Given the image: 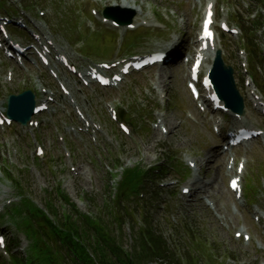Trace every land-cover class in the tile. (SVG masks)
I'll list each match as a JSON object with an SVG mask.
<instances>
[{
    "label": "rangeland",
    "instance_id": "374dc122",
    "mask_svg": "<svg viewBox=\"0 0 264 264\" xmlns=\"http://www.w3.org/2000/svg\"><path fill=\"white\" fill-rule=\"evenodd\" d=\"M7 2H16V0H6ZM32 10L29 11L32 17L46 21L49 28L57 35L60 40L67 45H73L77 50L83 51L82 46L77 44L76 36L80 33L84 35L87 28L85 27L86 11L95 3H106L115 0H25ZM123 2V0H118ZM130 3H137L138 7H143L145 17L151 20H157L155 15L163 16L172 31L166 33L150 32L152 36L140 38L136 43L133 54H143L154 50H165L177 37L185 41L184 46L192 47L191 38L195 35L196 15L199 11L194 10L195 3L193 0H127ZM251 1V0H248ZM90 3H93L90 5ZM53 9L51 16L40 18L39 12L45 8ZM105 7V5H104ZM26 10L23 4L18 5V10ZM236 8L233 7V9ZM70 21L75 24L72 28L67 23ZM76 26L79 30H76ZM97 30V29H95ZM124 33L120 34L118 47L112 48L113 54L107 58L91 57L95 61H113L126 56L125 53ZM229 43L230 49L225 50V59L227 64L234 67L236 71V81L238 87L242 79V71L239 69L242 62V55H237L235 43ZM117 44V43H116ZM264 48V39L261 42ZM12 68L17 72L16 81L12 89L20 92L24 88V81L29 85H38L39 80L45 78L44 84L49 87L47 80L52 82L46 70L39 67H28L27 70L16 67L10 63ZM240 70V71H239ZM165 72V74L163 73ZM162 77L161 84L157 79ZM167 78V79H166ZM188 80V70L182 66H174L163 69L155 68L147 70L143 74L134 75L129 78L119 90H99L91 89L87 92V96L91 101L93 115L98 119L105 128L106 132L113 140V144H108L102 137L100 143L95 144L91 139L81 138L82 140L69 139V149L72 152V160L64 156L62 146L58 141V131L62 127L63 122L71 123L76 121L75 117H71L72 113L66 109L60 111L54 122L50 125L42 126L37 133L38 141L44 144L47 152L46 160L48 163H40L35 159L36 142L33 136L27 138L20 137L18 143L11 141L12 137H17L19 131H10L8 135L0 136V202L2 197L8 194V197H17L14 185H11L2 174V170L6 165H10L14 172V179L17 182L25 184L24 192L31 198L37 200L40 206L44 205L46 191H53L58 182L62 183L66 194L78 204L79 209L84 213H97L96 207L84 201L87 195L96 199L97 206H102L108 197L111 187L110 181L114 173L121 174L122 170H117L116 160H119L123 168H131L141 165L143 168H153L158 165L168 155H173L176 162H184L186 156L192 157L202 166L197 175L192 176L182 186H190L191 182L196 178L207 181L211 184H201V187L207 186L214 189L208 190L201 195L203 197H213L217 212L226 218L225 222L215 218L213 212L204 206L201 202H194L193 205L188 203L181 195L180 186L174 187L173 190L177 195L172 198L170 195H163L162 199H157L151 209L152 225L161 232L165 238L171 241L172 245H176V249L181 254H185V245L183 240L184 234L181 231L182 225L189 224L190 233L199 236V244L201 249L210 256L213 253L210 264H264V242L263 233L252 220V207H241L235 202L234 196L228 191V180L224 176L225 166L227 162L226 156H220V148L222 141H219L212 133L211 118L201 114L190 94L187 90L186 83ZM151 84L163 89L168 99L162 103L158 100L146 98L145 89L153 93ZM155 97V96H154ZM111 103L118 108H127L129 113L137 115L141 107L149 110L158 109L165 114L168 129V135H162L150 128L149 134H142L138 130L131 137H125L118 127L111 122L105 112V105ZM158 104V105H156ZM190 116L192 119H190ZM136 124H141L137 122ZM86 140V141H85ZM14 149L19 154L14 153ZM239 155L246 157L248 160V169L245 174V182H254L258 185L257 178L264 170V144L254 143L239 152ZM261 165V166H260ZM74 167L75 170H72ZM179 177L173 172L167 180L176 181ZM198 182H193V186ZM212 185V186H211ZM262 190V189H261ZM264 190V189H263ZM154 191L151 184L148 185V193ZM167 191H164V193ZM147 193V192H146ZM264 193H260L259 200H262ZM161 202V203H158ZM166 209H162L164 205ZM251 205V204H250ZM141 212H144L143 210ZM171 215L175 220L171 219ZM137 221H128L125 225L127 237L124 238V244L127 249L135 246V239L132 230L129 227L142 226V218L137 217ZM230 225H228V220ZM178 222L175 227L177 231L168 222ZM244 229L250 232L253 240L250 245H244L241 238L236 240V231ZM8 236V240L17 238L14 226L7 223L6 228L1 229ZM121 236V234H120ZM190 236V235H189ZM192 237V235H191ZM193 238V237H192ZM22 245L17 252L26 251L28 247L27 241L21 236ZM209 252V253H208ZM203 252H199L200 254ZM205 254V253H203ZM206 255V254H205ZM207 256V255H206ZM159 264V263H152Z\"/></svg>",
    "mask_w": 264,
    "mask_h": 264
},
{
    "label": "trees",
    "instance_id": "16d2710c",
    "mask_svg": "<svg viewBox=\"0 0 264 264\" xmlns=\"http://www.w3.org/2000/svg\"><path fill=\"white\" fill-rule=\"evenodd\" d=\"M246 38L248 43L254 44L251 38ZM136 174L138 173L131 171L126 173L133 178H136ZM49 209L57 222L50 221L38 210L33 211L23 222L37 264H60L62 257L52 251V245H58L63 251L70 252L79 264H144L156 259L161 260L162 264H181L168 250L162 237L148 224V230L140 232L137 238L136 247L139 250L135 247L132 248V253L126 250L113 232L114 227H123V214L111 205L104 209L99 207L98 213L90 218L79 215L75 206L72 208L74 217L66 214L60 217L53 203ZM194 252L186 256L188 264H198L194 259ZM15 261L16 264H21L20 260Z\"/></svg>",
    "mask_w": 264,
    "mask_h": 264
},
{
    "label": "bare ground",
    "instance_id": "6f19581e",
    "mask_svg": "<svg viewBox=\"0 0 264 264\" xmlns=\"http://www.w3.org/2000/svg\"><path fill=\"white\" fill-rule=\"evenodd\" d=\"M123 6H121L122 8H133L134 6H133V4H131V3H129L127 0H124L123 1ZM163 71V69H161V72ZM164 74H165V72H163ZM167 79V78H166ZM157 81L159 82V83H161L162 81H163V79H162V77H160L159 79H157ZM166 83V82H165ZM165 83H161L162 85L163 84H165ZM212 186V185H211ZM194 187V186H193ZM206 187L207 186H205V187H200L199 189H196L193 193H192V195H191V198H196L198 195H201V194H203V193H206L207 192V190H206ZM207 189L208 190H210L211 191V189H214V188H212V187H207Z\"/></svg>",
    "mask_w": 264,
    "mask_h": 264
},
{
    "label": "water",
    "instance_id": "95a60500",
    "mask_svg": "<svg viewBox=\"0 0 264 264\" xmlns=\"http://www.w3.org/2000/svg\"><path fill=\"white\" fill-rule=\"evenodd\" d=\"M233 71L231 69H229V71H227V76H226V82L224 84L226 90L230 93V96L232 94V91L237 94L236 92V87L233 81V77H232V73Z\"/></svg>",
    "mask_w": 264,
    "mask_h": 264
},
{
    "label": "snow or ice",
    "instance_id": "6c2138e0",
    "mask_svg": "<svg viewBox=\"0 0 264 264\" xmlns=\"http://www.w3.org/2000/svg\"><path fill=\"white\" fill-rule=\"evenodd\" d=\"M0 244H3V239L2 238H0Z\"/></svg>",
    "mask_w": 264,
    "mask_h": 264
}]
</instances>
